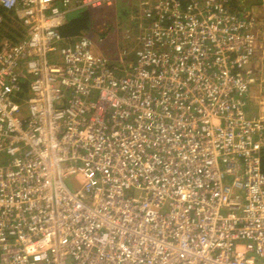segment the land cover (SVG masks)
<instances>
[{
  "label": "built area",
  "instance_id": "2783aa9c",
  "mask_svg": "<svg viewBox=\"0 0 264 264\" xmlns=\"http://www.w3.org/2000/svg\"><path fill=\"white\" fill-rule=\"evenodd\" d=\"M119 4L0 0V264H264V0Z\"/></svg>",
  "mask_w": 264,
  "mask_h": 264
},
{
  "label": "rangeland",
  "instance_id": "374dc122",
  "mask_svg": "<svg viewBox=\"0 0 264 264\" xmlns=\"http://www.w3.org/2000/svg\"><path fill=\"white\" fill-rule=\"evenodd\" d=\"M134 1L133 0H120V4L117 8L118 13H119L118 21L117 23L115 22V24L112 25L109 30V33L112 34L111 36L109 34V36L112 37V42L108 38L106 41L111 47L114 40L116 38H119L120 41L123 42L122 43L123 48L126 50L129 58L133 57V54L135 53L134 50H136L138 46V36H140L142 32L138 30L137 28H135V26L131 24L129 20H126L127 17H125L127 12L130 10V8L132 9L134 7V5L131 4V2H134ZM252 6H255V4H252ZM232 8L236 12H242L243 10L245 11L250 10L249 7H246L244 4L238 3V2L234 4ZM254 11H256V9H254ZM258 12L259 13L257 12L256 13L263 19L262 20L263 21L262 39L264 42V10H258ZM109 16L113 18L115 16V13L113 11H110ZM95 23H97V21H95ZM93 26L96 27L95 24H93ZM99 44H100L99 41L94 42V47H92L94 54L99 55V56H101L102 53L104 55H111V50L108 46H106L105 44L104 45H99ZM114 48H115V45H114ZM66 183L70 187L71 190L75 189V185L71 180L69 179L66 180Z\"/></svg>",
  "mask_w": 264,
  "mask_h": 264
},
{
  "label": "trees",
  "instance_id": "16d2710c",
  "mask_svg": "<svg viewBox=\"0 0 264 264\" xmlns=\"http://www.w3.org/2000/svg\"><path fill=\"white\" fill-rule=\"evenodd\" d=\"M234 4H236V2H233L232 6H234ZM100 18L101 16L98 13L84 11L82 13L74 15L73 17H70L60 31L62 35L68 38L88 34L92 30L95 21H98ZM112 25H114L113 21H111V26ZM111 26H109V30Z\"/></svg>",
  "mask_w": 264,
  "mask_h": 264
},
{
  "label": "crops",
  "instance_id": "0c3cea01",
  "mask_svg": "<svg viewBox=\"0 0 264 264\" xmlns=\"http://www.w3.org/2000/svg\"><path fill=\"white\" fill-rule=\"evenodd\" d=\"M133 59V57L132 58H129V60H132Z\"/></svg>",
  "mask_w": 264,
  "mask_h": 264
}]
</instances>
